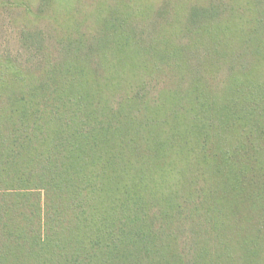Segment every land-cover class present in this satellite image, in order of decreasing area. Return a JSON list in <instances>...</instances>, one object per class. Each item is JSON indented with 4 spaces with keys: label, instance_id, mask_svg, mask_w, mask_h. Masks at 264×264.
I'll use <instances>...</instances> for the list:
<instances>
[{
    "label": "trees",
    "instance_id": "16d2710c",
    "mask_svg": "<svg viewBox=\"0 0 264 264\" xmlns=\"http://www.w3.org/2000/svg\"><path fill=\"white\" fill-rule=\"evenodd\" d=\"M0 22V264H264V0Z\"/></svg>",
    "mask_w": 264,
    "mask_h": 264
},
{
    "label": "rangeland",
    "instance_id": "374dc122",
    "mask_svg": "<svg viewBox=\"0 0 264 264\" xmlns=\"http://www.w3.org/2000/svg\"><path fill=\"white\" fill-rule=\"evenodd\" d=\"M9 15L10 13H5L2 21H4V19H9ZM24 51L25 50L21 47L18 30L12 29L11 26H8V29H0V53L6 54L8 52L11 54L22 55L25 53Z\"/></svg>",
    "mask_w": 264,
    "mask_h": 264
}]
</instances>
